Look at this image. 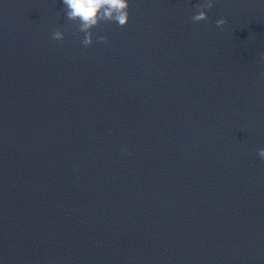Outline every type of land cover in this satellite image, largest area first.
<instances>
[{
  "label": "clouds",
  "instance_id": "9594fccd",
  "mask_svg": "<svg viewBox=\"0 0 264 264\" xmlns=\"http://www.w3.org/2000/svg\"><path fill=\"white\" fill-rule=\"evenodd\" d=\"M63 4L66 19L75 25L76 33L74 34H84L81 44L85 47L93 44V29L99 27L102 22L116 23L119 27H125L130 19L129 0H63ZM213 6V0H203L202 3H198L195 5L196 14L191 16V20L193 22L207 21L208 10H211ZM227 22V19L222 18L215 23L217 27L223 28ZM52 37L62 42L65 33L56 30ZM96 42L106 43L107 37L100 35ZM257 152L259 158L264 160V148H259Z\"/></svg>",
  "mask_w": 264,
  "mask_h": 264
}]
</instances>
